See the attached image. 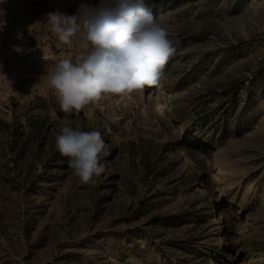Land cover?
<instances>
[{
  "label": "rangeland",
  "instance_id": "374dc122",
  "mask_svg": "<svg viewBox=\"0 0 264 264\" xmlns=\"http://www.w3.org/2000/svg\"><path fill=\"white\" fill-rule=\"evenodd\" d=\"M102 2L0 4V264H264V0H146L175 48L160 83L69 115L48 75L80 49L47 16ZM64 126L105 140L94 183Z\"/></svg>",
  "mask_w": 264,
  "mask_h": 264
},
{
  "label": "clouds",
  "instance_id": "9594fccd",
  "mask_svg": "<svg viewBox=\"0 0 264 264\" xmlns=\"http://www.w3.org/2000/svg\"><path fill=\"white\" fill-rule=\"evenodd\" d=\"M47 23L60 42L80 49L75 60L59 59L48 75L60 110L69 115L86 113L89 105L109 95H142L160 83L175 52L146 0H110L87 12L81 6L73 16L49 13ZM55 145L81 182L94 183L105 172L101 158L109 152L98 130L64 126Z\"/></svg>",
  "mask_w": 264,
  "mask_h": 264
}]
</instances>
